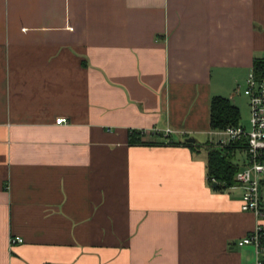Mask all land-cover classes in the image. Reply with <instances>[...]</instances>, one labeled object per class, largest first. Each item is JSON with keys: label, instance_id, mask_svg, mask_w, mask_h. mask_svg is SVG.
<instances>
[{"label": "crops", "instance_id": "crops-1", "mask_svg": "<svg viewBox=\"0 0 264 264\" xmlns=\"http://www.w3.org/2000/svg\"><path fill=\"white\" fill-rule=\"evenodd\" d=\"M263 56L264 0H0V264L264 261L201 142Z\"/></svg>", "mask_w": 264, "mask_h": 264}, {"label": "built area", "instance_id": "built-area-1", "mask_svg": "<svg viewBox=\"0 0 264 264\" xmlns=\"http://www.w3.org/2000/svg\"><path fill=\"white\" fill-rule=\"evenodd\" d=\"M262 61L264 62V56ZM244 93L249 98L251 130L247 131L241 124L215 130L214 133L220 135V139L213 144L219 148L236 144L238 147L246 149L247 163L238 170L235 176L237 186L243 189L242 209L262 217L264 215V203L261 195L264 180V74H257L254 68L247 79ZM67 121L66 117L57 119L58 124ZM172 131L171 128H168L164 135L169 136ZM149 132L152 135L160 134L157 129H152ZM141 133L146 135L148 132L141 131ZM263 236L264 230L259 224L250 235L239 240V245L253 244L258 252H263ZM22 241L23 239L20 237H12L11 239L12 243ZM258 264H264V261H259Z\"/></svg>", "mask_w": 264, "mask_h": 264}, {"label": "trees", "instance_id": "trees-1", "mask_svg": "<svg viewBox=\"0 0 264 264\" xmlns=\"http://www.w3.org/2000/svg\"><path fill=\"white\" fill-rule=\"evenodd\" d=\"M257 74H264V62L255 63ZM241 113L237 105L230 98L215 96L211 100L210 124L213 130H222L230 126L240 125ZM132 143H141L142 133L137 131L130 132ZM238 147L232 144L228 147L219 148L214 144L206 145L208 151V173L209 178L215 180L217 188H228L237 185L235 176L241 168L240 163L235 159V152ZM264 238V236H263Z\"/></svg>", "mask_w": 264, "mask_h": 264}, {"label": "rangeland", "instance_id": "rangeland-1", "mask_svg": "<svg viewBox=\"0 0 264 264\" xmlns=\"http://www.w3.org/2000/svg\"><path fill=\"white\" fill-rule=\"evenodd\" d=\"M249 78V76L247 77ZM247 80V79H246ZM247 81L242 83L243 89L237 98L236 104L240 108V113H241V119H240V124L247 130H251V111H250V106H249V98L248 96L244 93V88L245 84ZM158 136V134L156 135ZM220 139V135L213 133L212 135H208L204 137V139H201V142H209V144L216 143Z\"/></svg>", "mask_w": 264, "mask_h": 264}, {"label": "water", "instance_id": "water-1", "mask_svg": "<svg viewBox=\"0 0 264 264\" xmlns=\"http://www.w3.org/2000/svg\"><path fill=\"white\" fill-rule=\"evenodd\" d=\"M188 142H196V139L194 137L188 138L187 139Z\"/></svg>", "mask_w": 264, "mask_h": 264}]
</instances>
